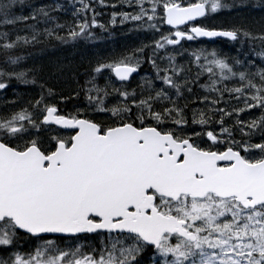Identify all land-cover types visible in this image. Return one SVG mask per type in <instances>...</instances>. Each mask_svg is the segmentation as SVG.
Wrapping results in <instances>:
<instances>
[{
    "label": "snow or ice",
    "instance_id": "obj_1",
    "mask_svg": "<svg viewBox=\"0 0 264 264\" xmlns=\"http://www.w3.org/2000/svg\"><path fill=\"white\" fill-rule=\"evenodd\" d=\"M126 24L67 96L29 63ZM0 101V264H264V0H0Z\"/></svg>",
    "mask_w": 264,
    "mask_h": 264
},
{
    "label": "trees",
    "instance_id": "obj_2",
    "mask_svg": "<svg viewBox=\"0 0 264 264\" xmlns=\"http://www.w3.org/2000/svg\"><path fill=\"white\" fill-rule=\"evenodd\" d=\"M40 2H51V0H41ZM98 11H101L104 13V9H98ZM61 22H64L67 20L68 22H71L72 17L70 13H61ZM91 15V14H89ZM110 15L103 14L98 17L100 20L101 18L103 19L101 22L102 23H107L109 20ZM233 19H229L228 22L232 23H238L241 19V17L238 16H231ZM62 35L64 34L63 32L61 33ZM126 35H129V33H126ZM147 38V37H146ZM144 38V39H146ZM152 39H149L148 41L142 40L141 42H137L133 37H127L124 39H120L117 43L116 46L112 49L115 51L116 55L119 56L120 54V47L125 46L130 48L131 46H140L141 43H151ZM215 48L220 49L223 53L228 54V55H235V49L232 45V43L228 42H221V46L218 43H215ZM55 49H59V51L62 54L65 55H57L54 57L50 62L46 61H41L39 59L38 54L33 55V59L31 63L38 64L43 67V77L47 81V83L53 87L58 94H62L67 96L69 93H73V90L77 88V80H79L81 83L83 82L84 79V74H85V69L88 67L89 62H94L96 58L98 57H104L105 55H98V52L96 50L97 47L94 46H87V45H80L75 48H64V47H58L60 44L54 42ZM53 48V49H54ZM52 49V47H49L48 50ZM84 50V51H83ZM106 49L99 51V53L104 52ZM111 50V51H112ZM33 53H36V50H31ZM77 51H79L77 53ZM107 52L108 54H111L113 52ZM46 52V51H45ZM84 56V57H83ZM59 57V58H58ZM178 59L182 63H187V58L186 57H178ZM85 64V65H84ZM58 66H62L64 68L63 72L58 71ZM141 70H151L150 66L148 64H144ZM153 75V73H149L148 76ZM206 80V77L204 78ZM131 89H139L137 88V84L140 82V75H138L135 79L131 81ZM101 83L103 81L101 80ZM195 92L197 95H203V91L200 88H196ZM32 93L26 92L24 93L25 99L27 98L28 95H31ZM84 102L83 98L79 99H70L67 100L65 103L60 104V108L62 111L65 113L67 112H73L76 106L82 105ZM234 103V102H233ZM192 107H201L202 105L195 104L191 105ZM255 115H258V112L254 113ZM248 115V114H245ZM27 247V245L25 246Z\"/></svg>",
    "mask_w": 264,
    "mask_h": 264
},
{
    "label": "rangeland",
    "instance_id": "obj_3",
    "mask_svg": "<svg viewBox=\"0 0 264 264\" xmlns=\"http://www.w3.org/2000/svg\"><path fill=\"white\" fill-rule=\"evenodd\" d=\"M41 0H39V2H40ZM213 23L215 24V25H217V26H223L224 25V18H223V16L221 17V18H219V19H217L216 21H213ZM126 26V29L127 30H125V31H128V33L129 32H134V38L133 39H135L137 42H141L142 40H144V41H148L150 38H153V35H152V33L151 32H144V31H136V30H132L133 29V26L131 25V24H126L125 25ZM116 27H119V26H116ZM115 27V28H116ZM227 27V26H226ZM124 32V31H123ZM123 32H121V33H123ZM147 37V38H146ZM144 38H146V39H144ZM82 41V40H81ZM106 41V40H105ZM83 42V41H82ZM103 44V46H100L99 48H96V50H97V52L99 53V51H101V50H104V49H108V50H112V45H109L108 43H102ZM142 44V43H141ZM136 47H138V46H136ZM211 47H214V46H211ZM133 48H135L134 46H131L130 48H128V47H125V46H121L120 47V53L122 54V53H125V52H130ZM51 50V51H50ZM50 50H47L46 52H44L43 54H38V56L37 57H39V59H41V61H44V62H46V61H48V62H50L54 57H56L57 55H65V54H62L60 51H59V49H50ZM52 50H54L53 52H52ZM79 51H77V53H78ZM55 54H57V55H55ZM84 57V56H83ZM32 59L33 58H31L30 60H29V63L31 64V62H32ZM25 97V96H24ZM8 99H11V98H8ZM0 102H2V101H0Z\"/></svg>",
    "mask_w": 264,
    "mask_h": 264
},
{
    "label": "bare ground",
    "instance_id": "obj_4",
    "mask_svg": "<svg viewBox=\"0 0 264 264\" xmlns=\"http://www.w3.org/2000/svg\"><path fill=\"white\" fill-rule=\"evenodd\" d=\"M55 47V46H54ZM51 51V50H50ZM54 50H52V52H53ZM84 51V50H83ZM55 55H57V54H55ZM59 58V57H58ZM85 65V64H84Z\"/></svg>",
    "mask_w": 264,
    "mask_h": 264
}]
</instances>
